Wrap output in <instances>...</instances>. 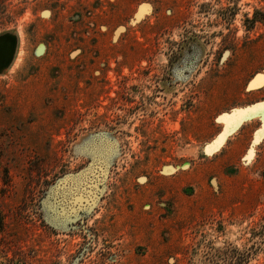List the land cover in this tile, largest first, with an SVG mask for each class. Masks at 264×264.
I'll list each match as a JSON object with an SVG mask.
<instances>
[{"label": "rangeland", "instance_id": "rangeland-1", "mask_svg": "<svg viewBox=\"0 0 264 264\" xmlns=\"http://www.w3.org/2000/svg\"><path fill=\"white\" fill-rule=\"evenodd\" d=\"M6 41L0 264H264V0H0Z\"/></svg>", "mask_w": 264, "mask_h": 264}, {"label": "water", "instance_id": "water-1", "mask_svg": "<svg viewBox=\"0 0 264 264\" xmlns=\"http://www.w3.org/2000/svg\"><path fill=\"white\" fill-rule=\"evenodd\" d=\"M236 116H237V118H236L235 122H237L238 120H240L242 118L243 113L241 111L236 112ZM94 187H95V189L98 188L97 185H95ZM94 197H95V195H93L89 201L85 200V203H82V200L80 198L76 199L78 202L76 204V207H72V209H71L72 214H77L78 210L83 209L85 207L86 208L90 207L94 203Z\"/></svg>", "mask_w": 264, "mask_h": 264}, {"label": "flooded vegetation", "instance_id": "flooded-vegetation-1", "mask_svg": "<svg viewBox=\"0 0 264 264\" xmlns=\"http://www.w3.org/2000/svg\"><path fill=\"white\" fill-rule=\"evenodd\" d=\"M83 38H85V36H83ZM88 39V38H87ZM7 43H1L0 44V54H1V52H4L6 49H7V47H6V45L8 44V41H6ZM85 43V45L83 46V49L82 50H80V52L81 53H83V55H84V61H83V64H82V67L84 68V69H86L88 66H87V62H86V55H87V45H86V42H84ZM8 46V45H7ZM0 60H1V58H0ZM2 61V60H1ZM32 64V63H31ZM32 66H33V64H32ZM85 71V70H84Z\"/></svg>", "mask_w": 264, "mask_h": 264}, {"label": "bare ground", "instance_id": "bare-ground-1", "mask_svg": "<svg viewBox=\"0 0 264 264\" xmlns=\"http://www.w3.org/2000/svg\"><path fill=\"white\" fill-rule=\"evenodd\" d=\"M258 76H259V75H258ZM252 83H253V81H252ZM252 83H251V84H252ZM253 85H254V84H253ZM253 85H252V86H253ZM252 86H251V87H252ZM259 109H260V108H259ZM253 112H254V110H253ZM234 117H235V115H234ZM236 118H237V117H236ZM216 140H217V139H216ZM219 140H220V139H219ZM213 145H214V144H213ZM217 145H218V143H217ZM210 146H211V145H210ZM215 146H216V145H215ZM216 147H217V146H216ZM218 147H219V146H218Z\"/></svg>", "mask_w": 264, "mask_h": 264}]
</instances>
